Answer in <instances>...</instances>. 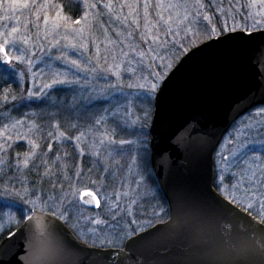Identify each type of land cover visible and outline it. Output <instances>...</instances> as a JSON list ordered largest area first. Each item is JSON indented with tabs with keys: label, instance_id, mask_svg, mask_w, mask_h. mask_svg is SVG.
<instances>
[{
	"label": "rangeland",
	"instance_id": "1",
	"mask_svg": "<svg viewBox=\"0 0 264 264\" xmlns=\"http://www.w3.org/2000/svg\"><path fill=\"white\" fill-rule=\"evenodd\" d=\"M210 1H89L75 18L62 15L53 0H0V44L19 58L13 60V78L0 64L6 77L0 88V210L5 211L0 240L15 222L13 206L23 216L50 206L49 213L71 219L77 234L104 248L121 247L128 237L167 219L168 206L146 166L157 88L200 42L229 31L264 29V0ZM41 103L51 107V123L33 110ZM260 105L223 135L214 153L213 183L225 199L264 221ZM62 107L68 117L57 118ZM55 143L59 150L72 146L75 171L68 185L48 193L26 169ZM84 189L98 196L97 209L80 203Z\"/></svg>",
	"mask_w": 264,
	"mask_h": 264
},
{
	"label": "water",
	"instance_id": "2",
	"mask_svg": "<svg viewBox=\"0 0 264 264\" xmlns=\"http://www.w3.org/2000/svg\"><path fill=\"white\" fill-rule=\"evenodd\" d=\"M259 104L264 29L229 31L192 47L157 88L148 128L150 164L168 218L122 247L101 248L77 239L58 216L33 209L0 240V264H264V224L213 186L222 136ZM79 201L100 206L90 189Z\"/></svg>",
	"mask_w": 264,
	"mask_h": 264
},
{
	"label": "trees",
	"instance_id": "3",
	"mask_svg": "<svg viewBox=\"0 0 264 264\" xmlns=\"http://www.w3.org/2000/svg\"><path fill=\"white\" fill-rule=\"evenodd\" d=\"M89 1H97V0H53L54 4L59 9V11L62 13V15H65L66 17H70L69 15H72L75 18L79 17L81 12L84 10L85 8L84 2H89ZM102 1H105V0H102ZM208 2H210L211 4L210 0H205L206 4ZM8 78H13V76L8 75ZM5 79H6L5 75L3 73L2 74L0 73V88H1V85L3 84L2 81ZM33 110L38 111L40 114H43L41 115V118L45 123H51V121L54 118L51 107L49 108L46 104L41 103L39 105H35L33 107ZM55 114L57 118H61L62 116L68 117L66 107L63 108V111L59 113L57 112ZM66 144L67 145H64V146L68 147L67 150H61V149L59 150L57 148L58 146L55 143V146L52 148V151L50 154L48 155L43 154V153L39 154L40 156L37 157L36 160H33L28 166V169H26V171L28 172L27 174H28L29 179L36 184L43 185L44 191L48 193L51 191L57 192L64 185H68L69 180L67 179V177L70 175L72 176V173L74 174L76 154L72 146L69 143H66ZM60 153L63 154L62 155L63 158H59L61 156ZM46 156L48 157L45 158ZM146 160H147L146 166L149 168L150 171H152L148 154H147ZM88 172H92L91 168ZM157 191L162 201L167 205L166 200L164 199L159 187ZM10 210L13 216L15 217V222L13 223V225H11L9 230L3 233L1 238H3L6 234H8L13 228L17 227L25 217L23 216L22 213L17 212L16 210L18 209L14 206ZM45 211L52 212V209H50V206H47V209L45 208ZM1 213L3 214V219H4L5 211L0 210V214ZM252 216L264 224V221L258 218L256 215L252 214ZM59 217L61 218L62 216H59ZM62 220L64 221L65 225L74 233V235L79 240L87 244L93 245V243H91L90 241L86 240L85 238L81 237L79 234L76 233L77 231L72 227L71 219H69V221L67 220L68 222L66 221V219L64 220V218Z\"/></svg>",
	"mask_w": 264,
	"mask_h": 264
},
{
	"label": "snow or ice",
	"instance_id": "4",
	"mask_svg": "<svg viewBox=\"0 0 264 264\" xmlns=\"http://www.w3.org/2000/svg\"><path fill=\"white\" fill-rule=\"evenodd\" d=\"M23 6H27V4H24ZM199 15V14H197ZM61 19H63V17H61ZM185 19H187V17H185ZM205 19H207V17H205ZM75 23H80L79 20L75 21ZM212 31H216L215 28L211 29ZM234 30V29H233ZM16 29H13V32H15ZM13 43L12 40H5V44H11ZM24 43H27V40H24ZM0 53H3V58H2V63L7 65L8 67L4 70L6 73H8L9 75H14V69H12V64H13V60L14 59H19V58H13V57H10L8 52L5 50V47L4 45H0ZM73 64H75V61H72ZM11 70V71H10ZM53 83H63V81H58V80H54ZM46 88H49V87H52V85H45ZM5 99H7V97H5ZM100 121H97V123H99ZM17 123H19V121H17ZM74 127V125H73ZM61 135H63V133H61ZM109 141L111 142V137H108ZM101 144L103 143V141L100 142ZM120 143H127V141H120ZM33 147H36V145H33ZM24 165L25 167L28 166V160L25 159L24 161ZM79 190H77L78 192ZM91 194V193H90ZM97 204L99 205V201H97ZM264 246V245H262Z\"/></svg>",
	"mask_w": 264,
	"mask_h": 264
},
{
	"label": "flooded vegetation",
	"instance_id": "5",
	"mask_svg": "<svg viewBox=\"0 0 264 264\" xmlns=\"http://www.w3.org/2000/svg\"><path fill=\"white\" fill-rule=\"evenodd\" d=\"M261 105H257V106H254L253 108H257V107H260ZM253 108H251L250 110H252ZM250 110H248L246 113H248ZM245 114V113H244Z\"/></svg>",
	"mask_w": 264,
	"mask_h": 264
},
{
	"label": "bare ground",
	"instance_id": "6",
	"mask_svg": "<svg viewBox=\"0 0 264 264\" xmlns=\"http://www.w3.org/2000/svg\"><path fill=\"white\" fill-rule=\"evenodd\" d=\"M260 152H262V151H260Z\"/></svg>",
	"mask_w": 264,
	"mask_h": 264
}]
</instances>
